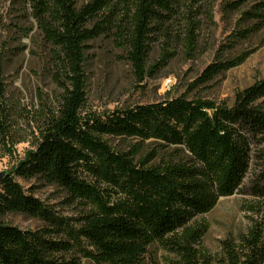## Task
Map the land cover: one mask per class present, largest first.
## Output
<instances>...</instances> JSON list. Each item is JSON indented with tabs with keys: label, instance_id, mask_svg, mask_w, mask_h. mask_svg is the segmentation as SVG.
<instances>
[{
	"label": "trees",
	"instance_id": "1",
	"mask_svg": "<svg viewBox=\"0 0 264 264\" xmlns=\"http://www.w3.org/2000/svg\"><path fill=\"white\" fill-rule=\"evenodd\" d=\"M225 1V11L253 1L240 12L241 28L234 38H248L264 28V0ZM18 2L47 47L51 78L62 94L57 107L43 115L35 148L0 179V264H80L83 258L94 264H145L155 245L169 254L172 264H209L202 246L208 225L201 215L238 191L254 156L260 166L253 193L264 195V107L257 103L264 96V78L238 92L232 106L176 97L104 116L82 114L88 41L110 36L122 52L119 57L137 73L150 71L174 55L168 46L178 20L183 21L185 53L193 55L195 14L209 1ZM157 40L161 54L147 65ZM249 54L212 63L203 75L235 67ZM2 74L0 60L3 147L10 140L11 115ZM100 135L138 142L118 151ZM16 177L65 191L68 201L79 205L77 224L26 192ZM13 214L37 218L45 226L21 229L7 220ZM251 220L238 242L221 241L223 264H264L262 225Z\"/></svg>",
	"mask_w": 264,
	"mask_h": 264
},
{
	"label": "rangeland",
	"instance_id": "2",
	"mask_svg": "<svg viewBox=\"0 0 264 264\" xmlns=\"http://www.w3.org/2000/svg\"><path fill=\"white\" fill-rule=\"evenodd\" d=\"M74 1L79 6L88 0ZM208 1L195 14L196 47L193 55L185 53L181 43L185 35L183 21L178 20L181 24L176 25L168 46V51L174 55L161 66H152L150 71L137 73L119 57L122 52L110 36L88 41L84 53L85 104L82 114L104 116L116 109L176 97L206 99L218 105L232 106L238 92L263 79L264 28L248 38H234L241 28L238 25L240 12L249 8L253 1L231 11L222 9L225 0ZM23 11L18 0H0V60L3 62L2 79L11 115L10 140L6 146H0V172L11 171L28 150L35 148L41 137L42 117L49 109L57 107L62 94L51 78L47 47ZM154 43L147 65L161 54L160 42ZM243 51L250 54L241 64L212 77L203 75L210 64L235 59ZM257 103L264 107V96ZM100 138L118 151H127L130 144L138 142L121 136L100 135ZM253 149L256 151L255 146ZM182 156L185 157V153L182 152ZM160 157H163L162 153ZM259 166L258 158L252 157L238 191L221 197L210 212L201 215L208 225L202 246L210 257L209 264H223L221 241L230 239L238 242V237L247 233L251 226V217L261 223L264 240V195L253 193ZM16 180L26 192L54 209L57 215L68 217L71 223L77 224L79 205L68 201L65 191L34 178L16 177ZM7 220L21 229L35 230L45 226L41 220L23 214L10 215ZM80 264L94 263L83 258ZM145 264L172 263L169 254L155 245L146 256Z\"/></svg>",
	"mask_w": 264,
	"mask_h": 264
},
{
	"label": "water",
	"instance_id": "3",
	"mask_svg": "<svg viewBox=\"0 0 264 264\" xmlns=\"http://www.w3.org/2000/svg\"><path fill=\"white\" fill-rule=\"evenodd\" d=\"M5 172H0V179L4 176Z\"/></svg>",
	"mask_w": 264,
	"mask_h": 264
}]
</instances>
